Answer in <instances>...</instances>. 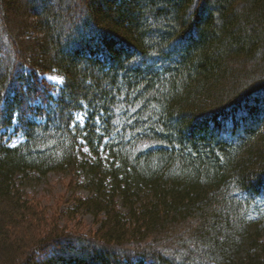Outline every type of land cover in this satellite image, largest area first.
Listing matches in <instances>:
<instances>
[{
  "label": "trees",
  "instance_id": "obj_1",
  "mask_svg": "<svg viewBox=\"0 0 264 264\" xmlns=\"http://www.w3.org/2000/svg\"><path fill=\"white\" fill-rule=\"evenodd\" d=\"M261 196L264 0H0V264H264Z\"/></svg>",
  "mask_w": 264,
  "mask_h": 264
},
{
  "label": "rangeland",
  "instance_id": "obj_2",
  "mask_svg": "<svg viewBox=\"0 0 264 264\" xmlns=\"http://www.w3.org/2000/svg\"><path fill=\"white\" fill-rule=\"evenodd\" d=\"M80 36L89 37V34H86L85 31L79 32L78 35L75 36V38L73 39L71 43H74L75 41H77L76 39L80 38ZM25 75H26L25 80L29 81L30 80L29 74H25ZM49 77H54L55 80H51L49 79ZM39 79L46 81L48 84L52 85L53 87H56L52 93V96L54 98H57L58 91L63 86V83H59V81H64L63 78L57 75L56 73H48V74L39 76ZM29 104H30L29 106H31L32 108L34 107L42 108L44 106L42 105V100L39 98L35 99V101H31ZM19 115L20 114H17V112L14 113V118L12 120V126H10V128L7 129L6 141L8 142L10 147H17L20 144H23L26 140L24 131H21L19 129L21 128V120H20ZM38 117L39 116H37L35 113H34V116H32V114L28 112L23 117V120L29 119V118H33V120H37L36 118ZM39 118L37 122L42 121ZM75 118H76V122L81 123L82 125H84L86 122V115L82 112L77 113L75 115ZM82 152L83 154L80 155L81 159L86 158L90 160L92 158L93 159L95 158L93 154L90 152L88 147L84 146ZM102 157L106 159L107 154L103 152ZM67 186H68V182L63 177L52 173L48 175L47 178L43 179L40 182L26 184V186L24 185V188L27 191V193H29V195L33 196L36 200L40 201L42 206L49 207V212L56 210L59 213H61V212H65L68 206H71V204L69 203V199H70V196L72 195V192L69 191ZM78 194H81L82 196L88 195V193L85 191H80L78 192ZM118 202H119L120 209L126 213V211H124L121 205V202L119 200ZM252 210H254L255 212L259 210L264 211V196H261L259 197V199L256 200ZM77 223L79 224L78 225L79 227L77 229H80L84 232H88L89 230H96L99 227L95 223L94 218L90 214H82L79 216L78 222L72 221L71 223H68V224L71 226V228H73Z\"/></svg>",
  "mask_w": 264,
  "mask_h": 264
},
{
  "label": "snow or ice",
  "instance_id": "obj_3",
  "mask_svg": "<svg viewBox=\"0 0 264 264\" xmlns=\"http://www.w3.org/2000/svg\"><path fill=\"white\" fill-rule=\"evenodd\" d=\"M49 79H51V80H55L54 77H49ZM59 83H63V81H59Z\"/></svg>",
  "mask_w": 264,
  "mask_h": 264
}]
</instances>
